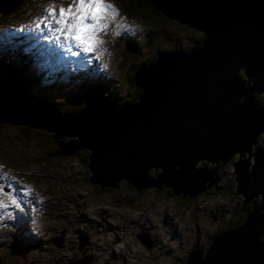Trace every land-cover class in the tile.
I'll return each instance as SVG.
<instances>
[{
	"label": "water",
	"instance_id": "1",
	"mask_svg": "<svg viewBox=\"0 0 264 264\" xmlns=\"http://www.w3.org/2000/svg\"><path fill=\"white\" fill-rule=\"evenodd\" d=\"M150 2L204 37L194 49L160 52L154 65L139 67L133 76L141 88L136 101L116 106L95 94L85 99L84 108L60 115L53 104H30L17 97L4 80L0 120L53 131L56 139L75 138L68 144L58 142L61 152L88 150V182L99 188L126 182L140 191L148 180L150 186H167L190 198L217 181V167L200 176L192 172L193 166L227 163L237 155L234 195L241 198L244 219L221 229L204 255L188 253L185 264H264V0ZM18 4L14 0L7 10ZM164 166L165 174L176 175L165 180ZM151 167L160 170L159 179L146 178ZM140 237L150 248L149 239Z\"/></svg>",
	"mask_w": 264,
	"mask_h": 264
},
{
	"label": "rangeland",
	"instance_id": "2",
	"mask_svg": "<svg viewBox=\"0 0 264 264\" xmlns=\"http://www.w3.org/2000/svg\"><path fill=\"white\" fill-rule=\"evenodd\" d=\"M18 1L24 8L20 13L13 11L9 17L8 13L1 14L7 9H0V21L6 22L0 23V67L9 69V65L18 62L19 54L27 57L34 64L32 71L37 79L32 81L30 96L19 92L16 96H23L30 104L46 102V98L53 100V107L59 110L60 115H64L63 111L74 112L80 103L71 100L68 107L65 104L67 97L56 95L54 89L57 84L49 77L45 52L37 58L30 55L15 35L26 22L42 20L48 7L67 8L69 0ZM107 2L117 9L121 7L119 0ZM136 14L138 16L124 20V26L136 31L146 30L144 37H148L149 32L153 37L149 43H153V50L162 49L160 54L168 51L169 47L180 48V52L189 51L197 47L194 44L201 40L202 32L177 23L176 19L168 16L158 18L143 10ZM115 26V23L110 25L108 34L100 37L104 44L95 49L94 60L84 57L86 53L80 51L73 56L77 58L68 56L66 62H58L61 70L54 75L60 73L75 80L63 81L64 85H70V94L99 90L120 105L127 100L131 103L137 97L134 77L133 80L129 78L133 72L131 68L138 63L137 69L154 65L158 57L149 58L151 44L133 52L125 50L122 56V47L111 43L116 36ZM102 50L104 54L100 55ZM143 61L150 62L146 65ZM76 62L81 63L82 70ZM65 63L71 69H67ZM53 135V131L42 128L0 121V176L9 178L7 181L0 180V186L21 201V207L15 208L7 196H0L9 204L7 209H0V264H174L187 250L189 254L194 252L193 248L188 249L191 242H198L203 247L211 235L213 238L221 229H228L232 223L239 224L241 221L238 210L241 198L233 199L234 181V189L227 185V181L231 183L233 180L229 165L226 167L227 179L220 177L216 182L219 190L223 188L233 203L231 213L230 208L226 209L227 212L221 209L220 212L225 213L222 215L217 210V198L207 194L211 189L190 197L188 201L173 192L171 196L163 192L159 194L155 189H142L141 193H137L122 183L112 191H103V188L88 182L92 175L85 171L80 160L87 151L73 149V152L76 151L71 156H58ZM237 160V156L230 158L232 162ZM204 165L205 170L201 168ZM214 167L219 171L225 163L203 161L193 166L192 172L207 176L209 169ZM153 172H156L153 168L149 169L146 178L148 173ZM156 177L158 179V176L154 179ZM145 182L147 185L144 186L149 187L151 183L148 180ZM27 189H31L32 194L22 195ZM181 208L185 210L183 213ZM174 227L179 233H173ZM142 234L147 235L151 248L145 247L146 244L141 241L139 235ZM202 249L198 253L206 250ZM185 260L186 263L187 258Z\"/></svg>",
	"mask_w": 264,
	"mask_h": 264
},
{
	"label": "snow or ice",
	"instance_id": "3",
	"mask_svg": "<svg viewBox=\"0 0 264 264\" xmlns=\"http://www.w3.org/2000/svg\"><path fill=\"white\" fill-rule=\"evenodd\" d=\"M117 17H120L118 9L107 0H69L67 8L48 7L43 19L35 22L33 27L41 33L46 31L49 37L57 41L63 38V42L69 46V51L74 46L84 53H91L104 44V40L100 37L108 34L110 25L115 23L117 29L124 27L123 18L118 21ZM116 34L119 32L117 31ZM103 54L104 50L100 55ZM8 179L6 175L0 176V180ZM31 194V189L22 192V195ZM0 196H7L15 208L21 207V201L5 192L2 186H0ZM8 207L9 204L0 199V209Z\"/></svg>",
	"mask_w": 264,
	"mask_h": 264
},
{
	"label": "trees",
	"instance_id": "4",
	"mask_svg": "<svg viewBox=\"0 0 264 264\" xmlns=\"http://www.w3.org/2000/svg\"><path fill=\"white\" fill-rule=\"evenodd\" d=\"M120 1H122V3L125 5V6H127L129 9H133V10H135V11H140V10H142V7L140 6V5H138V4H136V3H134L133 2V0H120ZM27 2V0H25V3ZM21 3V2H20ZM18 4V5H16V7H14L13 9H11L10 11H6V12H2L1 14H6V13H8L7 15L10 17L12 14H13V11H16V12H18V13H20V12H22V10H24V8L21 6V4ZM158 11H160V10H157V9H155L154 8V6H153V4L150 6V8H149V12L152 14V15H155L156 17H157V14L159 13ZM161 12V11H160ZM161 13H163V12H161ZM164 14V13H163ZM165 15V14H164ZM166 16V15H165ZM9 19V18H8ZM0 23H2V24H5L6 22L5 21H0ZM156 26V25H155ZM158 26H161V24H159ZM146 33V32H145ZM145 33H144V35H145ZM148 34V37H147V35H146V37L142 40V41H144V40H148V41H152L153 40V37L151 36V34L148 32L147 33ZM128 36H129V41L126 43V45H124L123 47H122V51H121V55L123 56V54H124V51L125 50H127V51H131V52H133V51H135V50H137V49H140L142 46H141V38L136 34V33H128ZM202 37H204L203 35H202ZM145 43V42H144ZM152 46L149 48L151 51H150V54H149V58H156L157 57V55L160 53V51L162 50V49H160V48H157V50L156 49H152V47H153V43H150ZM200 44V43H199ZM199 44H196V45H199ZM169 52H177V50H175V49H172L171 47H169V49H168V51H166L165 53H169ZM33 56H35V55H33ZM19 58H18V62L17 63H15V64H11V65H9V69H2V67H0V76L2 77L1 79H0V81L1 80H4V79H8V81H9V84H10V87L11 88H13L16 92H19V93H24L26 96H30V87H31V84H32V81L34 80V79H37V76H35L34 75V73H33V71L30 69V67L27 65L28 64V62H29V59L27 58V57H24V56H21L20 54H19V56H18ZM36 57V56H35ZM37 58V57H36ZM154 58V59H155ZM150 62V61H149ZM149 62L148 61H143V63L144 64H149ZM29 63H31V62H29ZM31 65H32V69H35V67L33 66L34 64H32L31 63ZM138 65H139V63L138 64H134L133 65V67L131 68V69H133V72H131L130 74H129V78H132V80H133V76H134V73H135V71L137 70V67H138ZM242 72V71H241ZM242 76H244V78L246 79V77H245V75L243 74V72H242ZM133 83H134V81H133ZM135 87L138 89V91H137V93H136V98H134V100L132 101V102H134V101H136L137 100V98L139 97V95H140V93H141V90L135 85ZM81 89V88H80ZM68 89H63V88H61L60 86H57L55 89H54V91H55V93H56V95L57 94H61V93H63V92H66ZM94 89H90V90H87V91H85V93H82V92H78L77 94H71V95H69V97H67V99H66V106H68L69 107V104H70V101L71 100H73V101H75V102H77V103H80V104H78L76 107H75V109H74V112H77L78 110H80L81 108H82V106H83V102L85 101V99L86 98H90L91 96H93V95H95V94H99L101 97H103L105 100H106V103H108V104H111V105H116V106H120V104L121 103H117V104H115V101H114V99L113 98H107V96H106V92H103V91H99V90H96V91H93ZM263 95V94H262ZM262 95H259L258 96V99H259V101H261L262 99H263V96ZM73 98V99H72ZM31 99H40V100H42L41 98H31ZM42 101H44V100H42ZM46 102L47 103H49V104H53V100H49L48 98H46ZM127 103H130V101L129 100H127V102H125V103H123L124 104V106H126L127 105ZM53 106H54V104H53ZM74 112H70L69 110L67 111V113L68 114H72V113H74ZM71 140V139H70ZM69 138H64V139H61V140H56V138H54V141H55V144L57 145V148H58V152H57V154H58V156H61V157H68V156H71V155H67V156H64L63 154H62V152H61V149H60V147H59V145H58V142L59 143H61V144H68L69 143ZM76 151V150H75ZM86 151V150H85ZM89 155H90V152L87 150V153H86V155L84 156V158H80V160H82V162H83V165L85 166V171H88L89 172V169H88V167H87V165H88V159H89ZM55 157H56V155H55ZM57 158V157H56ZM157 173H158V171L156 170V172H153V173H148V179L149 180H153L154 179V177L155 176H157ZM157 178V177H156ZM155 178V179H156ZM90 183V182H89ZM120 183H124L125 185H127L128 187H130V188H132L135 192H137V193H141L142 191H137L132 185H130V184H128V183H126V182H118L117 184H115V186L113 187V188H103V191L104 190H108V191H112L114 188H116L117 186H118V184H120ZM91 184V183H90ZM99 188V187H98ZM148 189H155V192H157V193H164L165 195H173L172 194V191L170 190V189H168V188H163V189H158V188H156V187H154V186H149V187H145L144 188V190H148ZM143 190V191H144ZM221 194H223L222 193V189L219 191ZM215 193V191H214V189H213V187H212V190H209V191H207V194H214ZM233 196H234V194H233ZM190 198H188V197H185V199H183L182 198V200H184V201H188ZM237 206L235 205V208H236ZM249 207V206H248ZM248 207H246V209H248ZM181 211L183 210V208H181L180 209ZM238 210H239V214H240V217H241V221L240 222H242V220L244 219V216H243V214H242V212H241V205L239 206L238 205ZM180 211V212H181ZM185 210H183L182 211V213L184 212ZM236 223H238V222H236ZM237 224H234V223H232L228 228H231V227H234V226H236ZM223 230H221L220 232H222ZM179 233L178 232V229L176 228V227H174V229H173V233ZM175 233V234H176ZM219 233V232H218ZM169 234H171V231H170V233ZM215 235H217L216 233H215ZM214 235V236H215ZM212 236L213 235H211L210 237H209V239H208V243H207V241H206V243H205V246H201V245H199L198 243H195V242H193V245L195 244L196 245V247H193V250L194 251H202L203 249L202 248H207L208 246H209V244L211 243V241H212ZM264 238V233H263V236H262V239ZM211 239V240H210ZM12 251L13 252H15L16 251V249L15 248H13L12 247ZM187 254L188 253H186L185 254V257H184V259H183V261H182V264H184L185 262L184 261H186L185 259L187 258ZM177 264H180V263H177Z\"/></svg>",
	"mask_w": 264,
	"mask_h": 264
},
{
	"label": "flooded vegetation",
	"instance_id": "5",
	"mask_svg": "<svg viewBox=\"0 0 264 264\" xmlns=\"http://www.w3.org/2000/svg\"><path fill=\"white\" fill-rule=\"evenodd\" d=\"M119 2H120V5H121V7L118 9V11H119V13H120V17H117V20L119 21L120 20V18L122 17L123 18V21L124 20H126L127 18H132V17H134V16H138L136 13H138L139 11H135V10H133V9H129L127 6H125L123 3H122V1H120L119 0ZM133 2L134 3H136V4H138V5H140L141 7H142V10L143 11H145L146 13H148V14H151L150 12H149V8H150V6L152 5V3L150 2V0H133ZM153 6H154V8H155V4H153ZM122 8V9H121ZM155 9H157V8H155ZM158 10V9H157ZM159 13L157 14V17L158 18H162V16H164L165 18H167L163 13H161L160 11H158ZM135 14V15H134ZM177 21V20H176ZM179 21H177V23H178ZM152 25L154 26V24L152 23ZM180 25V24H179ZM116 27V26H115ZM119 32V34H116V36L114 37V39H113V41H111V43H112V45L113 46H118V47H123L124 45H126V43L129 41V36H128V33H136L140 38H141V49L142 48H145V47H147L150 43H149V41L147 40H144V41H142L145 37H144V33L146 32V30L145 31H140V30H138V31H136L134 28H132V27H129V26H124V27H122V28H119V29H117V27H116V32ZM141 33V34H140ZM202 33H201V40H202ZM200 40V41H201ZM200 41L198 42V44L200 43ZM145 42V43H144ZM193 42L194 43H197V40H194L193 39ZM194 46H196V44H194ZM171 53H173V52H171ZM130 65L131 64H129L128 66L130 67ZM66 85H69V84H67L66 83ZM69 95H71L70 94V91H69V88H68V90L66 91V92H63V93H61V94H57V96L59 97V98H65V97H69ZM67 99V98H66ZM65 137H59V138H57L56 140H61V139H64ZM57 150H58V148H57ZM83 150H86V149H83ZM87 151V150H86ZM221 170H219V171H217V172H220ZM222 175V174H221ZM158 176V175H157ZM233 177H234V175H233ZM124 184V183H123ZM229 187V186H228ZM225 188V187H224ZM232 188L234 189V187L232 186ZM222 193L224 194V193H226L225 192V190L223 191V188H222ZM234 194V192L232 193V195ZM216 205L217 206H219L218 208H217V210L220 212L221 211V209L222 210H224L225 212L227 211L226 210V203H225V201H224V199L223 198H221V197H218L217 198V202H216ZM229 208H230V213H231V209H232V206H231V204L229 205ZM221 213V212H220ZM222 214V213H221ZM225 214V213H224ZM224 214H222V215H224ZM208 239L209 238H207V240L206 241H208ZM193 242H195V241H193ZM193 242H191V244L189 245V248L188 249H192L193 247H196V245L194 244L193 245ZM185 243H187L188 244V242H185ZM195 243H198V242H195ZM199 244V243H198ZM146 247V246H145ZM186 253H188V250L185 252V253H183V254H181L180 256H179V259H178V263H182V261H183V259H184V257H185V254ZM187 256H188V254H187ZM174 264H177V262L176 263H174Z\"/></svg>",
	"mask_w": 264,
	"mask_h": 264
},
{
	"label": "clouds",
	"instance_id": "6",
	"mask_svg": "<svg viewBox=\"0 0 264 264\" xmlns=\"http://www.w3.org/2000/svg\"><path fill=\"white\" fill-rule=\"evenodd\" d=\"M235 156H237V155H235ZM237 157H238V156H237ZM251 163H253V160H251ZM228 165L231 167V169H230V173L233 175V171H234V169H233V162L229 160L227 163H225V167H224L223 169H221L220 172H217V175H216L217 180H218V178H220V177H222V178H226V179H227V176H226V167H227ZM221 174H222V175H221ZM232 179H233V177H232ZM232 181H234V180H231V183H229V182L227 181V185H228V186H233V185H232ZM216 182H217V181H216ZM208 184H209V183H208ZM210 189L212 190V187H211ZM213 189H214V191H215V193L213 194L214 197H215V198H218V197L223 198L224 201H225V203H226V209H228V208H229V205H230V204L232 205L233 203L230 202L227 193L221 194V193L219 192L220 190H219V188L217 187L216 183H215V186H213ZM235 198L239 200V197L236 196V195H234V198H233V199H235ZM240 201H241V200H240ZM242 214H243V213H242ZM243 216H244V215H243ZM240 223H241V222H240Z\"/></svg>",
	"mask_w": 264,
	"mask_h": 264
},
{
	"label": "bare ground",
	"instance_id": "7",
	"mask_svg": "<svg viewBox=\"0 0 264 264\" xmlns=\"http://www.w3.org/2000/svg\"><path fill=\"white\" fill-rule=\"evenodd\" d=\"M5 1H7V4H8V6H7V4H6V2ZM0 0V2H1V8H2V10H4V9H7L9 6H11L12 4H13V1L14 0ZM16 1V0H15ZM15 3V2H14ZM65 45H67V44H65ZM165 55H170V54H172V53H164ZM140 90H141V88L138 86V85H136ZM198 163H200V162H198ZM198 163H196V164H198ZM173 167H176V165H173ZM184 172H188L187 171V169L186 168H184V164H180V166H179ZM151 168H153L154 169V167H151ZM166 166H164V169L162 170V176L165 178V180H169L170 178H172L174 175H176V174H169V175H167V174H165L164 173V171L166 170ZM155 171H156V169H154ZM162 177V178H163ZM160 178V176L158 175V179ZM91 183V182H90ZM185 183V182H184ZM96 185H98V184H96ZM6 212V211H5ZM19 212V211H18ZM3 222V221H2ZM139 236H142V237H146V238H148L147 237V235H145V234H142V235H139ZM37 242V241H36ZM148 248V247H147Z\"/></svg>",
	"mask_w": 264,
	"mask_h": 264
}]
</instances>
